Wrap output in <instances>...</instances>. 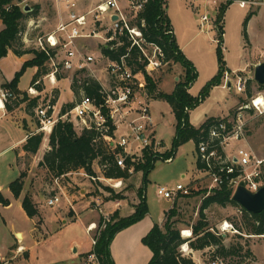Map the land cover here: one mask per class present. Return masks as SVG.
<instances>
[{
  "label": "rangeland",
  "instance_id": "rangeland-1",
  "mask_svg": "<svg viewBox=\"0 0 264 264\" xmlns=\"http://www.w3.org/2000/svg\"><path fill=\"white\" fill-rule=\"evenodd\" d=\"M91 1L95 2L98 0H88V2ZM225 3V1L214 3V0H168L166 2V14L174 28L176 40L183 54L192 62L197 72V79L192 84L190 93L195 97L200 96L205 92L209 83L219 75L220 62L217 48L220 41L225 71L224 76L227 74L232 82L230 89L227 86L222 88L223 77L221 84L211 88L204 101L190 112L189 121L195 127H201L210 118L227 115L233 107L241 103L250 105L252 98L260 94L264 95V90L260 89V85L254 81L255 69L258 66L255 64L257 59L261 57L260 53L264 51V5H250L242 8L236 1L228 6L222 22L217 23L220 7ZM11 5L19 6L23 10L28 6L30 12H34L39 7L38 17L24 22L26 31L23 36V42L26 49L43 53L40 50L39 40H42L43 45L47 46L48 36L52 35L56 30L59 21L57 0H23L21 3L17 0H12ZM252 12H257V14L251 18L246 26V21ZM202 13L210 16L209 21L204 23L203 27L201 26ZM3 29L4 24L0 19V33ZM220 29H223L222 38L219 37ZM146 52L149 57H153L152 48L146 47ZM29 57L30 61L35 59L34 55H29ZM24 64L21 66V59L15 57L11 52L0 62V74L4 82L8 83V87ZM42 67L44 68L43 71L47 70L49 74L48 60L42 66H39V68ZM35 68L26 69L19 79L18 87L15 89L9 87L16 100L9 106L8 115L0 119V186L5 194L9 185L19 178L21 169L28 173L33 169L31 183L28 187L44 198H37L36 200L39 203L41 200L43 201L42 216L45 219L48 233L54 235L48 240L49 242L35 250L37 255L35 264H82L81 256H76L73 253L75 249L78 250V254L91 250L90 235L85 234L82 223L87 224L101 219L100 212L96 207L97 203L105 212H109L113 206H106L112 201L109 200L112 196L104 190V187H109L117 194L120 193L124 198L118 200L123 203L121 205L124 206L125 203V207L127 205L132 207L133 203H135L137 208L142 202V199L140 200L138 196V190L141 187L143 177L141 173H134L126 181L123 180L121 188L115 189L105 181H92L77 175L75 172V174L56 179L49 172H46L44 168L36 166L35 157L25 156L18 160L16 148L10 147L27 134L24 127L31 126L37 133L36 129L39 126L35 115L37 107L52 101L56 91L60 95L59 103L57 102L58 104H56L57 113L62 111L67 104L75 105L84 96L83 89L77 88V86L75 90L72 88L75 76L61 75L58 83L52 85L47 78L48 74L39 78L43 87L42 94L31 96L27 90H29L28 88L36 74ZM242 70H244V73L241 77L248 79V84L246 91L240 94L236 88V77H234V74L236 71L243 72ZM40 71L43 73L42 70ZM151 74L158 87L168 77L161 86L166 93H171L175 86V81L172 80L171 76L178 77L179 80L177 82L185 81L186 78L184 68L175 62H165ZM35 98L38 99V102L33 109H30L29 105ZM150 107L152 116L157 124L158 138L164 141L168 153L172 149L176 124L171 107L164 101H152ZM246 115L248 120L246 141L259 158H264V115H259L252 108L247 111ZM69 121H71L78 133L82 132L80 121L72 117H69ZM44 136L43 145L46 147L49 141L45 134ZM244 145H246V142H234L229 147L228 152L233 154ZM196 148V144L190 141L177 150L173 161H157L155 169L147 178L148 183L145 192L148 208L155 220H161L165 211L173 207L176 208L177 216L174 219V226L180 230L184 239H195L192 228L200 224L199 212L203 200L221 189L209 180L205 172L198 174ZM92 168L96 173V177H103V169H101L98 159L93 163ZM196 175H200L201 178L195 180L189 186L192 176ZM178 185L182 187L188 186V189H190L188 197L179 196L172 201L158 195L160 187L175 190ZM62 193L68 196L72 205H76L79 216L75 223H71L62 233H58L59 228L62 227L61 210L63 212L68 208V201L63 197L61 202L55 207H49L46 203L50 198ZM120 209L123 208L121 207ZM10 213L13 218L7 217L8 227L5 226L2 214H0V253L4 257H6L4 252L14 247L17 243L14 233L10 231V222L19 228L24 227L27 230L31 228L30 222L17 208H13ZM204 213L208 226L203 227V231L210 228L213 233L222 234L226 239L225 245L228 247L237 243L244 245L242 253L238 257L227 259L225 261L226 264L230 262L233 264H256L257 256L255 253L264 259V236L244 235V238H241L238 236L239 232L234 234L221 230V226L225 222L233 224L236 230L238 229L237 225L241 226V211L239 208L212 205ZM75 214L70 205L65 216L72 218ZM120 215L119 210L114 212V214H109L110 224L114 225L118 221L122 222L131 217H122ZM185 231H189L191 236L184 237ZM79 244L82 245V248L79 247ZM248 250L251 252L250 255L247 254ZM214 251V248H210L205 254H200L202 262L200 261L201 259L195 258L190 254L189 250L185 252L183 247L181 248L183 255L192 258L195 264H211ZM24 257H27V255L24 254ZM22 261L24 262V260ZM0 264H4V262H0Z\"/></svg>",
  "mask_w": 264,
  "mask_h": 264
},
{
  "label": "built area",
  "instance_id": "built-area-1",
  "mask_svg": "<svg viewBox=\"0 0 264 264\" xmlns=\"http://www.w3.org/2000/svg\"><path fill=\"white\" fill-rule=\"evenodd\" d=\"M167 1L163 0L164 8ZM218 1L227 3L228 0H214V3ZM57 2L59 23L56 30L48 36L47 46L39 40L40 50L48 57L50 72L47 78L50 84L55 85L58 79H61V75H72L75 76V82L80 88L84 80H89L97 82L100 90L98 98L87 96L83 92L82 99L65 114L61 111L57 113L56 105L51 101L37 107L35 115L40 125L39 132L50 134L59 121L71 123L69 117H72L81 122V131L95 130L99 134L97 141L101 140L104 143L122 170L127 169V159L137 162L142 159L145 152L153 153L165 162L172 161L166 159V147L156 136V125L150 107L152 97L148 93L146 77V74L151 76L152 72L165 63L162 50L157 45L147 42L144 37L143 30L146 27L144 13L153 0H98L94 3H88L87 0H57ZM237 2L242 8L264 4L263 0ZM209 18V15L202 13V27ZM123 38L131 43V48H138L148 61L146 72L133 69L129 62V53L119 60H113L103 53L104 48L116 51L123 44L121 42ZM83 41H96L98 53L89 50L85 44L82 45ZM146 47L153 49L152 58L147 54ZM247 84L248 79L237 78V91L240 94L244 93ZM38 85H41L40 81L29 88L28 94L38 96L40 94L36 88ZM224 86L226 87V84ZM260 99L262 102H259ZM14 100L15 95L0 74V119L8 115L9 106ZM251 108L259 115H264V95L252 98L250 105L241 103L232 116L222 119L210 128L208 140L202 139L199 143V155L206 165L205 174L217 187L228 186L233 190V195L241 182L252 193L258 192L264 186L262 180L264 158H259L246 141L248 127L246 113ZM120 130L125 132L118 135ZM234 142H246V145L230 154L228 149ZM215 143L220 144L224 156L215 148ZM128 172L133 174L134 168H130ZM75 173L92 181H105L115 189L123 186V179H106L104 173L102 178L92 176L85 170ZM189 194L190 189L181 185L175 190L166 187H160L158 190L159 196L172 201ZM63 197L67 199L64 193L55 195L47 201V205L55 207ZM96 207L102 214L103 225L99 227V224L91 223L87 228L92 248L87 253L84 264H101L95 248L101 231L110 222L109 215L104 213L99 203ZM221 230L238 233L234 225L228 222L223 223ZM211 260V264H226L225 260L218 256H212ZM0 262H4V259L0 258Z\"/></svg>",
  "mask_w": 264,
  "mask_h": 264
},
{
  "label": "trees",
  "instance_id": "trees-1",
  "mask_svg": "<svg viewBox=\"0 0 264 264\" xmlns=\"http://www.w3.org/2000/svg\"><path fill=\"white\" fill-rule=\"evenodd\" d=\"M21 3L23 0H17ZM236 1H250V0H228L223 4L219 10V17L217 23L222 22L223 15L228 6ZM12 0H0V19L4 24V29L0 33V60L5 58L9 52H12L17 57L21 58L25 55H34L35 59L26 62L21 71L17 73L15 79L12 81L10 88L15 89L18 87L19 79L27 68L36 67L38 71L32 80L33 87L39 78L43 75H47L48 71H43L44 68H39L44 62L48 60L45 53H39L35 50H28L23 42V36L25 33V21L30 18H36L39 15V7L34 12H25L21 7L11 5ZM144 21L146 24L144 31V37L147 42L157 45L165 56V62H175L180 64L185 72V81L179 82L172 94H164L158 92L157 83L152 76L146 74L148 81V93L154 100H163L167 102L173 111L176 119V135L172 143V149L165 155L166 159H174L177 150L193 141L196 144L197 149V166L198 170L205 172L206 165L202 162L199 155V143L202 139H209V130L214 125L222 121L221 118H210L201 127L195 128L189 122V114L192 110L197 108L208 95L211 88L219 86L222 78L224 77V64L221 49V41L217 48V53L220 62V73L213 79L207 86L204 93L200 96H193L190 93L192 84L197 79V72L192 62L185 57L181 49L179 48L175 35L173 32V26L169 17L166 14V8H164L163 0H153L150 3L146 12L144 13ZM256 14L252 12L246 21V26L251 18ZM220 36L223 37V29H220ZM123 43L116 51H110L103 49V53L109 56L113 60H119L120 57L129 53V62L135 71H145L148 61L144 58L138 48H131V43L126 38L121 39ZM43 73H41V71ZM60 80V79H59ZM79 88L77 82H74L72 88L75 90ZM39 92L43 91V87L38 85L36 87ZM81 88L84 93L90 97L99 96L100 86L95 81L84 80ZM260 89L264 90V86H260ZM250 92V90H248ZM59 92L56 91L52 104L56 105L59 100ZM38 102L35 98L29 105L30 109H33ZM74 107L73 104H67L62 113ZM68 108V109H67ZM40 125L38 126V129ZM43 133H29L28 139L23 146V151L29 155H36L44 141ZM99 134L95 130H84L78 133L74 128V125L70 122L59 121L48 137L50 150L45 153L42 161L39 163L40 168L46 169L49 174L54 178H61L68 174L85 170L88 174L95 176L93 171V163L98 159L101 169L106 179H123L126 181L132 175L128 172L130 168H134V173L141 172L143 174L142 185L138 190V196L142 202L137 206L133 216L128 219L114 225L110 222L106 224L101 231L98 238L95 252L99 257L101 264H114L110 255V246L115 236L122 230L136 224L142 220L149 212L145 192L148 183L149 174L155 169L156 162L161 160L153 153L145 152L141 160L132 162L130 159L126 160L127 169L122 170L117 166L115 156L108 151L104 143L97 139ZM97 141V142H96ZM218 152L224 156V152L220 144L215 143ZM91 162V163H89ZM236 176V175H235ZM26 172H22L19 179L14 181L10 185V190L15 198H19L24 187V178ZM264 185V175L262 177ZM104 190L110 193L112 196L109 200L118 201L124 199L120 193L117 194L109 187H104ZM189 195L183 196L188 197ZM233 190L228 186L221 187L213 195H209L202 202V207L199 212L200 224L192 228L195 239H184L181 236V232L175 225V217L177 216V210L175 207L171 208L165 213L166 219L163 227L155 225L148 235L143 239V244L147 246L153 253L152 259L149 264H195L192 258L186 257L181 252V248L186 244L191 250L203 251L206 249L214 248L213 256L223 258L225 261L234 257H238L244 250V245L241 243L231 244L229 247L225 245V238L222 234L213 233L210 228L203 231V227L208 226L206 223L205 211L212 205H218L221 207H237L241 211V226L237 224L238 236L244 238L246 236H264V212L260 214H252L240 207L233 199ZM9 201L0 193V205L8 206ZM23 208L31 218L38 216V210L30 196H26L23 200ZM103 219L100 220L99 227H102ZM247 254L251 252L248 250ZM233 264V263H229Z\"/></svg>",
  "mask_w": 264,
  "mask_h": 264
},
{
  "label": "crops",
  "instance_id": "crops-1",
  "mask_svg": "<svg viewBox=\"0 0 264 264\" xmlns=\"http://www.w3.org/2000/svg\"><path fill=\"white\" fill-rule=\"evenodd\" d=\"M87 2H88V0H87ZM88 3H94V2L91 1V2H88ZM263 5H260V6H263ZM256 14H257V12H256ZM30 19H32V18H30ZM58 23H59V21H58ZM173 32H174V28H173ZM174 35H175V32H174ZM175 39H176V35H175ZM81 44L82 45L85 44L89 50L98 53L97 42L96 41H83V42H81ZM177 44H178V42H177ZM178 46H179V44H178ZM179 48H180V46H179ZM181 51H182V49H181ZM260 54H261V57L259 59H257L255 65H259V64L264 63V51H262ZM13 55L15 57H17L15 54H13ZM30 55H32V54H30ZM17 58H19V57H17ZM29 58H30L29 55H25V56L21 57L20 58L21 59V66H22L23 63H26V62L30 61L31 59H29ZM2 60L3 59H1L0 62ZM35 70H36V73H37L38 68L37 69L35 68ZM242 71L243 72H241V71H236L237 73L235 72L234 77H236V81H237V78H240L241 75H243L244 70H242ZM171 77H172V80L175 81V86L173 87V91L171 93H166V92H164L162 90L161 86L168 79V77H166L164 79V81L159 85V87H158V84H157L158 92H161V93H164V94H172L174 92V90L176 88V85L179 83V82H177L179 79H178V77H173V76H171ZM10 81H12V80H10ZM227 82H228V84L226 86H227L228 89H230L232 87V82H231V79H229V76L227 74H225V76H224V83L222 85V88H225L224 85ZM57 83H58V81H57ZM31 85H30V87H31ZM42 92H40V93H42ZM152 101L159 102V101H163V100H154L153 98H151V102ZM151 102H150V104H151ZM239 105H237L236 107H233L231 109V111L227 115H225L223 117H218V118L224 119V118H227L229 116H232V114H234L236 108ZM231 112H232V114H231ZM172 113H173V111H172ZM174 118H175V116H174ZM155 125L157 127L156 122H155ZM24 128H25V131L27 132V134L25 136H23L21 138V140H19L18 142L14 143L10 148H16L15 150H16V153H17L18 160L20 158H24L25 156H29L31 158L32 157L33 158L35 157L36 158V162H37L36 166H38V163H40L42 161L45 153L50 150V147L48 146L49 144L46 147L42 144L41 149L39 150V152L36 155L26 154L23 151V146L26 143V140L28 139L29 133H34L35 130L31 126L24 127ZM195 128H199V127H195ZM36 130H37V133H42V132H39L38 127H37ZM124 132H125L124 130H120L118 132V135H122V133H124ZM45 135L47 137H49L50 134H45ZM175 135H176V124H175L174 137H175ZM156 136H157V139H159L158 138V135H157V129H156ZM159 140L164 143L163 140H161V139H159ZM45 141H47V140H45ZM164 145H165V143H164ZM248 146L251 147V145H249V144H248ZM19 166H20V164H19ZM32 170L33 169H31V171H29V173H28L27 171H23L21 169V173L22 172H26V177L24 178V187H23V191L21 193V196L19 198H15L14 197V195L11 192L10 188H8L7 192L4 194V192H3V190H2V188L0 186V190H1L0 193H2L3 196L10 203L8 206H2V205H0V214H2L1 216H2V219H3L4 223H5V226L8 227V224H7L8 218L7 217H9L10 219L13 218V217H11L12 214L10 213L13 208H17L18 211L31 224V228H29V230H27L24 227L19 228L18 226H15L14 224H11V222H10V226H9L10 227V231L14 233V237L17 240L16 241L17 243H16V245L14 247H11V248H9L8 250H6L4 252V254L6 253V257H4V255L0 253V258L4 259V263L5 264H35L36 261H37V255L35 253V250L38 247H40V246L46 244L47 242H49L48 240L51 239L54 236L53 234L48 233V228H47L45 219L42 216L41 209L43 208V201L41 200V202L39 203L36 200L37 198H40V199H44V198L43 197H40L39 194H37L34 190H32L30 187H28L29 184L31 183V173H32ZM45 171L48 172L46 169H45ZM21 173H20V176H21ZM139 173H141V172H139ZM199 173L202 174V171H199L198 170V174ZM142 177H143V174H142ZM199 178H201L200 175L192 176V178L190 180L189 186L192 185L194 183V181L197 180V179H199ZM10 185H9V187H10ZM141 185H142V183H141ZM185 187H188V186H185ZM26 196H30L31 197V199L33 201V204L35 205L36 209L38 210V216L37 217H34V218L29 217L28 214H27V212L23 208V200H24V198ZM66 197H67V201H68V204L69 205H68V208L65 209V211L62 212V210H61V223H62V227L59 228L58 233H62L71 223H75L77 221L78 216H79V213L76 210V205L75 206L72 205L71 204V201H70V199L68 198L67 195H66ZM123 202H125V201H123ZM108 204H106V206H110V205H113V206L109 210L110 213L104 211V213L107 214V215H109L111 213L114 214V212H117L119 210V212L121 214L120 216H122V217H129V216H133L134 213H135V211H136V207H135L136 204L135 203H133L132 207H129L128 205H127V207H125L126 206L125 203H124V206H123V205H121L123 203L120 202V201H117V202L110 201V203H108ZM70 205H71L73 211L76 213L75 216H73L72 218L67 217V215L65 216V214H67V211L69 210V206ZM121 207L123 209H120ZM168 211H165L164 213H166ZM100 217H102V214H100ZM165 219H166V215L164 214V216L162 217L161 220H155L152 217L151 211L149 210L148 214L142 220H140L136 224H133L132 226H129L128 228H126V229L122 230L121 232H119L115 236V238L112 241L111 246H110V255L112 257V260H113L114 264H149V262L152 259L153 253L151 252V250L147 246H145L143 244V239L148 235V233L151 231V229L155 225H159L160 227H163L164 222H165ZM100 220L101 219H98V221H91V222H89L87 224L82 223V226L84 228L85 234L89 235L87 233V228H88V226L91 223L99 224ZM19 235H20V237H19ZM21 236H22V239H21ZM16 246H18V247L15 248ZM79 247L82 248V245L79 244ZM188 249H189L190 254H192L195 258L198 257V259H201L200 261H202V258H200V254L201 255H202V253L205 254L209 248L206 249V250H203V251H194V250H191L189 248V246H188ZM10 250H13V251H10ZM90 251L91 250L84 251L82 254H78V250L75 249L73 253L76 256L77 255L81 256L80 258H81L82 264H84V260L86 258L85 256ZM8 253H10V254H8ZM24 254H26L27 257H24ZM255 255L257 256V259H256L257 262H256V264H264V259H262L261 257H259L256 253H255ZM22 260H24V262Z\"/></svg>",
  "mask_w": 264,
  "mask_h": 264
},
{
  "label": "water",
  "instance_id": "water-1",
  "mask_svg": "<svg viewBox=\"0 0 264 264\" xmlns=\"http://www.w3.org/2000/svg\"><path fill=\"white\" fill-rule=\"evenodd\" d=\"M24 11L30 12V8L27 6ZM254 81L260 86H264V63L256 67ZM232 199L249 213L260 214L264 212V186L258 192L252 193L241 182Z\"/></svg>",
  "mask_w": 264,
  "mask_h": 264
},
{
  "label": "bare ground",
  "instance_id": "bare-ground-1",
  "mask_svg": "<svg viewBox=\"0 0 264 264\" xmlns=\"http://www.w3.org/2000/svg\"><path fill=\"white\" fill-rule=\"evenodd\" d=\"M259 102H262V100L260 99ZM189 236H191V235H190V232H189V231H185V232H184V237H189ZM19 237H20V235H19ZM21 239H22V236H21ZM183 250H184L185 252L189 250V249H188V246H187L186 244L183 246Z\"/></svg>",
  "mask_w": 264,
  "mask_h": 264
}]
</instances>
